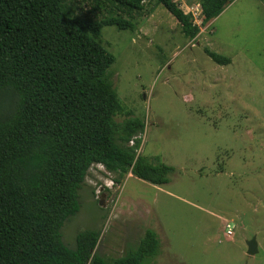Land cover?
Listing matches in <instances>:
<instances>
[{
    "label": "rangeland",
    "instance_id": "374dc122",
    "mask_svg": "<svg viewBox=\"0 0 264 264\" xmlns=\"http://www.w3.org/2000/svg\"><path fill=\"white\" fill-rule=\"evenodd\" d=\"M74 1L79 15L91 8ZM175 1L199 26L193 39L154 1L132 14L133 31L101 30L124 106L115 120L127 111L139 117L138 154L174 171L161 185L131 172L116 183L92 165L62 240L74 247L78 231L98 229L93 252L115 258L149 228L159 242L150 264H264V0H232L205 23L199 0ZM204 48L230 63L217 64ZM253 236L258 250L248 255Z\"/></svg>",
    "mask_w": 264,
    "mask_h": 264
},
{
    "label": "trees",
    "instance_id": "16d2710c",
    "mask_svg": "<svg viewBox=\"0 0 264 264\" xmlns=\"http://www.w3.org/2000/svg\"><path fill=\"white\" fill-rule=\"evenodd\" d=\"M0 0V264H150L159 252L154 230L135 247L106 258L93 252L100 231L62 240V227L80 208L79 189L92 165L114 174L131 172L154 185L174 167L138 154L144 124L124 110L113 86L114 55L101 42L103 26L133 31V13L161 4L182 34L199 32L175 0ZM232 0H199L201 23ZM108 15L97 18L96 11ZM114 12V13H113ZM127 14L124 17L122 14ZM217 64L230 59L204 48Z\"/></svg>",
    "mask_w": 264,
    "mask_h": 264
},
{
    "label": "water",
    "instance_id": "95a60500",
    "mask_svg": "<svg viewBox=\"0 0 264 264\" xmlns=\"http://www.w3.org/2000/svg\"><path fill=\"white\" fill-rule=\"evenodd\" d=\"M246 253L248 255H253L255 253H257V241L255 239V236H253L252 238H250L249 240L246 241Z\"/></svg>",
    "mask_w": 264,
    "mask_h": 264
}]
</instances>
